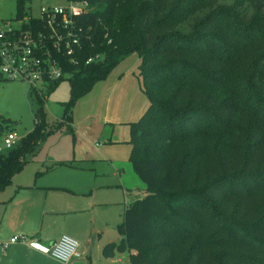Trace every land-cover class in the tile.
Instances as JSON below:
<instances>
[{
    "label": "trees",
    "instance_id": "trees-1",
    "mask_svg": "<svg viewBox=\"0 0 264 264\" xmlns=\"http://www.w3.org/2000/svg\"><path fill=\"white\" fill-rule=\"evenodd\" d=\"M85 28L86 56L102 59L70 79L66 114L134 53L149 101L129 125L145 192H127L123 239L104 255L264 264V0H104ZM36 125L0 153V194L51 133L44 119Z\"/></svg>",
    "mask_w": 264,
    "mask_h": 264
},
{
    "label": "rangeland",
    "instance_id": "rangeland-1",
    "mask_svg": "<svg viewBox=\"0 0 264 264\" xmlns=\"http://www.w3.org/2000/svg\"><path fill=\"white\" fill-rule=\"evenodd\" d=\"M19 1L0 0V22L16 18ZM22 5L26 15L39 17L40 8L45 2L30 0ZM137 57L134 53L123 60L109 79L98 83L90 92L94 94L82 97L69 114H66V108L71 100L70 76L57 86L44 88L39 94L43 98L42 103L37 101L36 93L30 90L27 83L0 79V123L3 125L0 143L5 134L12 131L20 139L18 145L22 146L21 141L36 130V124L42 119L51 129V133L27 154V164L0 198L10 200L18 186H40L48 191L66 192L73 203H94L95 240L101 244L97 255H94V264H130L128 250L105 258L102 244L108 239L116 242L123 239L118 228L128 202L125 191L145 188L132 168L129 153L123 155L121 149L130 150L128 122L139 117L131 115V112L144 110L148 104L141 79L135 72ZM99 93H117L123 97H114L100 110ZM90 120L94 126L90 125ZM107 140L110 141L109 145L105 143ZM91 149L104 158L97 161L79 159V155ZM117 155H120L119 159L114 160ZM55 164L70 166L54 167ZM50 186L66 188L58 190L48 188ZM67 188L88 192L74 195Z\"/></svg>",
    "mask_w": 264,
    "mask_h": 264
},
{
    "label": "built area",
    "instance_id": "built-area-1",
    "mask_svg": "<svg viewBox=\"0 0 264 264\" xmlns=\"http://www.w3.org/2000/svg\"><path fill=\"white\" fill-rule=\"evenodd\" d=\"M30 0H26L28 2ZM40 16L24 12L14 20L0 22V79L27 83L33 93L74 77L81 67L98 63L102 57L86 56V20L104 0H41ZM60 3H57V2ZM72 69L73 72H68ZM20 142L14 132L5 134L0 153L15 148ZM28 244L61 264L81 258L79 243L63 235L43 244L26 235L12 237L9 244Z\"/></svg>",
    "mask_w": 264,
    "mask_h": 264
},
{
    "label": "crops",
    "instance_id": "crops-1",
    "mask_svg": "<svg viewBox=\"0 0 264 264\" xmlns=\"http://www.w3.org/2000/svg\"><path fill=\"white\" fill-rule=\"evenodd\" d=\"M17 15H19V13ZM136 62L137 68L135 72L137 73L140 64L139 56ZM92 94L94 93H90L89 95ZM114 97L123 96H118L117 93H99V109L102 110V105L109 104ZM148 107L149 101L144 110H137V112L133 110L131 115H139V117L137 116V119L134 118L135 120L128 122V126L140 120ZM85 117L87 118L88 116L85 114ZM87 119H90V117ZM108 119L107 121H109ZM89 122L91 126H94L93 121L90 120ZM107 124H104V126ZM105 143L109 145L110 141L107 140ZM121 149L123 150V155L127 152L129 153L130 161L132 146L130 145V150L126 148L127 151L123 148ZM119 156L120 155H117L114 160L119 159ZM99 158L104 157L99 156L94 149L85 151L79 155V159H84L85 161L92 159L97 161L96 159ZM58 166L70 165L55 164L54 167ZM36 187L38 188L35 189ZM36 187L18 186L10 200L5 201L0 198V264H61L51 257L32 249L28 244H9L5 250L1 249V244H8L12 237L19 234L26 235L43 244L53 243L59 240L63 235L69 236L78 241L81 258L73 259L68 264H94V255H97L101 245L95 240L94 203H73L70 202V197L66 192L52 189L58 188L59 190L66 188L64 186H50L48 188L52 189L51 191L46 190V187ZM67 189L74 195L81 193L86 194L88 192L87 190L79 191L77 189L71 190L72 188ZM127 192H134L142 195L145 192V188H141L137 191L126 190L125 198L128 201L126 207L131 203L133 197L127 196ZM2 194L3 192L0 194V197ZM120 241L116 242L111 239L106 240L102 244V252L107 245L114 243L118 244ZM103 256L107 258L104 252Z\"/></svg>",
    "mask_w": 264,
    "mask_h": 264
}]
</instances>
